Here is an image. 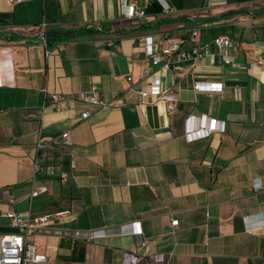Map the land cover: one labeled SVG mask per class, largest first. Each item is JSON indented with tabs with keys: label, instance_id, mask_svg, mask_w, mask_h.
I'll return each mask as SVG.
<instances>
[{
	"label": "crops",
	"instance_id": "obj_1",
	"mask_svg": "<svg viewBox=\"0 0 264 264\" xmlns=\"http://www.w3.org/2000/svg\"><path fill=\"white\" fill-rule=\"evenodd\" d=\"M194 25L201 43L225 28L235 65L213 45L151 64L140 36ZM145 68L177 99L172 114L139 104ZM92 86L107 105L76 99ZM190 116L212 133L188 141ZM65 131L70 145L38 150ZM9 210H69L29 239L50 264H264V0H0V233L15 230Z\"/></svg>",
	"mask_w": 264,
	"mask_h": 264
},
{
	"label": "built area",
	"instance_id": "obj_2",
	"mask_svg": "<svg viewBox=\"0 0 264 264\" xmlns=\"http://www.w3.org/2000/svg\"><path fill=\"white\" fill-rule=\"evenodd\" d=\"M8 1L12 5H16L24 0ZM165 7L167 10L168 6ZM125 16L129 18H144L146 15L144 9H137L135 5H128L126 7ZM44 26L45 24H43V27ZM200 36L201 33L199 26L194 25L190 28L188 35L184 38L162 35L154 42L151 35H143L139 37V41L144 44V51L151 60L153 66L169 68L173 63L185 59L199 61L209 52L211 45L216 48L224 63L235 65L232 57L227 53L228 48L231 46V39L227 34H218L207 43H201ZM41 37L44 38L43 36ZM153 44L155 46H153ZM49 53L51 52H46V54ZM143 76L150 77L151 83L147 89L139 91V104L157 105L159 103H164L167 113L172 114L177 108V99L175 96L168 91L160 90L158 86V77L155 72L150 71L149 68L144 69ZM130 79L131 78H128V80ZM75 97L84 103L96 107L108 104L107 100L102 99L99 96V92L95 86H92L86 92H78L75 94ZM146 97H150V100L146 101ZM62 99L63 95L60 93L51 94L52 105L55 107H58L57 105ZM89 113L88 110L82 111L81 118H86ZM217 130L219 132L223 131V126L219 127ZM212 131V128L202 127L195 124L191 116L185 120V137L188 141L208 137ZM57 142L64 146L70 145L71 140L69 132H63L58 140L39 142L37 143V148L38 150L45 151L53 148L54 144ZM35 166L37 167V164H35ZM71 167H74L73 161H71ZM61 176L64 178L66 177V174L62 173ZM5 195L9 203H14L15 198L11 192L6 190ZM68 212L69 210H61L49 214L33 216L31 215L30 210H26L22 213L9 210L2 214L3 217L9 219L10 227L15 230L12 232L0 233V264H50L48 257L43 253L37 252L35 245L29 239L34 234L49 232L50 230L46 226L49 223L59 221ZM177 223V219L171 220L172 226H176ZM96 234L97 232L93 230L80 229H72L62 232L64 237L79 240H90L95 237Z\"/></svg>",
	"mask_w": 264,
	"mask_h": 264
},
{
	"label": "trees",
	"instance_id": "obj_3",
	"mask_svg": "<svg viewBox=\"0 0 264 264\" xmlns=\"http://www.w3.org/2000/svg\"><path fill=\"white\" fill-rule=\"evenodd\" d=\"M150 10H151V9H147L146 12H149ZM224 31H225V28H222V27L219 28L218 30L215 31V33H216L215 36L218 35V34L223 33ZM61 145H62V144H60V143H58V142L55 143L54 146H53V148H52V150H54V149H56V148H59V147H62ZM63 146H64V145H63Z\"/></svg>",
	"mask_w": 264,
	"mask_h": 264
}]
</instances>
